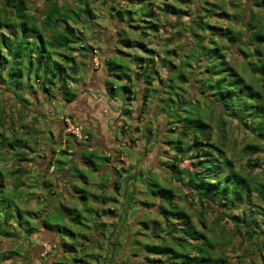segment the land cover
Masks as SVG:
<instances>
[{
    "label": "trees",
    "instance_id": "obj_1",
    "mask_svg": "<svg viewBox=\"0 0 264 264\" xmlns=\"http://www.w3.org/2000/svg\"><path fill=\"white\" fill-rule=\"evenodd\" d=\"M77 1L79 6L65 8V6L59 4L58 0H48L42 16L38 17L29 12L26 0H0V80L6 84L9 91L17 93L20 99L24 98L23 95L26 90L36 89V85H39L38 90L49 97L59 93L60 98L66 102H71L76 98L78 91L73 84L83 80L78 77L80 70L78 55L88 59L89 54H94L96 48L91 45L89 40L83 38L80 28L73 25V22H80V18L84 15L86 17L85 21L92 25V19L97 17L90 0ZM122 1L130 2V8H126L129 12H135L138 9L139 2H148L152 6L154 5L152 0ZM252 1H254L253 3L257 9L254 8L253 10L252 7L249 21L242 19L245 28L243 30H233L229 26L222 30L220 26L204 20L216 14L225 15L228 18L233 17L224 4L219 6L218 3L211 2L210 4L213 7L203 5L201 6L202 9H199L200 4H198L196 9L201 10L203 14L199 15V18L193 21V26H191L192 52L187 54L185 60L180 59L177 64L172 57V60L168 58L173 52L168 49L165 50V55L161 58H154L156 50L146 41L150 40L148 38L151 34L150 31L157 33L162 25L161 22L155 21L160 18H154L155 11L153 8L151 14H149L151 17L144 15V17H139L134 21V24L131 22L127 24L123 19V8L119 7L118 0H108L107 3H111L110 18L117 19L123 24V27L116 31L118 36L121 37L118 40L121 41L124 47H138L146 53L149 52V57L141 51L138 55L123 48H118L119 55L126 56L127 54L130 58L119 57L115 52L105 60V65L111 76L106 84L107 93L110 97L114 99L121 97L127 100V104L132 105L138 99L139 91H141L137 82L142 81L144 83L136 121L137 119L147 121L148 116L143 118V114L148 108L149 115H151L152 110L157 113H159L158 111L167 113L168 120L166 118L165 121L169 125L167 132L171 134V138L166 140L165 143L174 150V157L169 165L174 172L173 174L177 175L176 177L186 179V195L197 200L206 210L211 209L217 212L221 206L223 216L229 215L227 209H240L241 211L235 212L232 216L236 227L235 232L243 238L246 237L249 241L260 239V236L264 235V206L252 202L255 193L264 199V183L258 182L257 177L252 175V168L243 171L241 167H236L234 160L225 150L227 136L224 132L221 133L220 139L211 140L213 135L211 131L212 124L206 120V110L199 108L200 100L195 98L186 99L184 94L179 92L182 87L179 84L176 86L173 84V78L176 77L182 84L188 83L190 77L187 71H190L191 65H193L194 55H197L201 59L200 61H203V65L195 67L196 69L192 67V71H190L192 73L191 79L202 90V98L205 99L207 104L221 114L220 120H215L217 124L225 125L226 122L223 120L222 115L233 116L244 128L260 137L261 142L246 143L242 148L243 152L253 154L264 151L262 146L264 143V0ZM237 5L241 7L239 13L243 12V18L247 7H249L248 2L244 6H242V3ZM72 8L75 9L72 10ZM219 8L223 9L222 12L218 11ZM163 10L176 15L178 18L181 17L182 8L171 3L166 2ZM131 20L133 21V19ZM125 28L130 31L139 30L142 38L139 40L128 38L124 31ZM207 29L212 32L208 37L203 35ZM176 33H179V30ZM222 41L228 43L226 48L222 45ZM184 44L187 45V42H184ZM232 46H237L245 53L246 62L243 65L245 72L235 66L233 62L226 60L224 49H231ZM245 48L250 51L248 52ZM118 58L122 59L121 62L117 61ZM81 61L88 66V62ZM117 67L120 70L116 71ZM166 68H168L167 72L169 73L170 70H175L174 75L169 74L165 78L162 77L159 71ZM157 80L163 85L165 84V90H162L163 86H154V82ZM154 92H159L161 96L159 93L154 95ZM174 92L177 95V100L172 96ZM164 95H166V98L163 97ZM154 99L157 100V107L160 105L158 111L152 109ZM150 101L151 103H149ZM132 110V107H127L122 112L126 118L122 125L124 133L127 131V127L125 128V125L128 124L127 118L136 109ZM60 115H64L62 120L63 130L67 127L66 118H69L71 123L75 125H82L70 113L64 112ZM82 127L83 131L89 136L86 141H78L71 132H67L69 137L73 138L75 143L80 146L87 144L92 139L91 133L84 126ZM143 127L144 131L140 139L145 138L144 147H146L152 141L153 128L146 124ZM162 131V126H160L159 132ZM160 133L157 136L158 139L161 138ZM23 143L26 144L23 145ZM132 144L133 140L131 146ZM25 146H27V142L24 139L16 136L5 137L0 132V234L26 239L27 241H32L31 236L38 231L43 234L45 231L49 234L53 233L52 236L57 235V240L50 241V252H46L49 258H42L43 264H69L68 261L64 260L68 254L72 255L73 264L80 262L82 264L83 262H85L84 264H92L90 260L100 262L102 257L105 259L106 264H115L106 256H100L99 253H93L86 248L97 245L103 251H109L108 249L111 246H108L106 242L104 243L103 238L107 239L108 235L113 233L116 235L117 240L121 230H123L121 224L126 219V215L130 214L128 211L132 209L136 196L133 191L126 188L125 198L126 200L129 198V201L126 202L116 196H111L110 189H113L112 184L116 189L121 188L123 185L121 178H123L125 168L107 165L109 168L103 169V163L108 162L112 158V154L105 153L103 155L100 151L83 148L81 157L86 159L85 163L88 164L90 171L99 173L100 179L98 180L100 182L97 185H101L100 191L102 193L96 195L91 189H80L74 185L75 193H78L80 189L84 193L83 198L88 200L89 197H93L99 202V205L108 204L109 198H112V201L118 199L124 210V213L120 211L117 216L118 221H121V224L119 223L116 226L119 231H116L117 229H114L115 226L113 225V232L110 231L105 234L107 233V222L104 217L115 213L117 206L110 209L98 204H96V207L87 205V209L98 212L99 218L74 219V221L77 224H83V229L91 230L92 235L96 234L95 237H98L99 234L103 236L100 240L90 243L84 233L71 230L66 225L67 219L65 220L63 216L58 215L59 205L66 211L79 212V208L69 207L65 205L67 204L65 202L52 204L51 211L45 209L43 212H38L22 208L18 203L16 192L20 194L19 188L24 185V182L17 181L12 187L11 191L13 193L8 192L7 174L2 165L7 160L5 152H10V157L16 159V162L32 161L34 158L29 157L27 152L21 149ZM134 150L143 154L140 149L134 148ZM61 153H69V151L63 149ZM185 160H188L189 164L181 166L179 163ZM53 163H55L56 169L60 170L69 162L51 158L48 168ZM248 164L253 169L256 167L262 168L264 172V156L260 157L258 155L251 159L249 157ZM70 166L72 169V166H78V164H71ZM77 170L83 181L88 182L89 177L81 174L78 167ZM12 172L16 173V179L23 175L21 167L15 168ZM139 174L141 175V173ZM133 175L135 178L140 177L136 174ZM104 176L107 178L105 182H102ZM129 178L130 176L127 177V179ZM43 180L51 194L58 193L51 180ZM145 183L147 186L146 193L149 196L161 199L160 219L152 220L150 223L146 220L142 221L147 228L144 237H135L132 234L131 245L138 246V249H140L138 255L142 252L145 253L144 259L139 260L138 264H232L223 251L218 248V245L222 244L223 241L230 243V238L226 233L209 234L207 232L209 226L204 220H202L204 229H201L185 207L174 201V198L179 194H176L171 187L155 180L151 171L147 173ZM91 184H94V182ZM73 198L78 197L73 194ZM178 198L184 200L185 197L179 195ZM143 203L148 207L154 205L149 200ZM126 204H128V208ZM223 206L225 208H222ZM260 214L262 218H259ZM90 221H93L94 228L90 226ZM56 229L70 234L72 239L63 238L61 240L58 238L59 235ZM128 231L126 230L125 234ZM82 238L86 242H83ZM116 240L112 241V246L122 245L124 247L125 242L123 243L120 239L116 242ZM81 247L84 248L82 253H79ZM43 249V246L40 245V250ZM60 249H62V253H59ZM13 253L20 255L18 250H13ZM56 253L60 254L58 260L52 257ZM25 256V258H29L27 252H25Z\"/></svg>",
    "mask_w": 264,
    "mask_h": 264
},
{
    "label": "rangeland",
    "instance_id": "obj_2",
    "mask_svg": "<svg viewBox=\"0 0 264 264\" xmlns=\"http://www.w3.org/2000/svg\"><path fill=\"white\" fill-rule=\"evenodd\" d=\"M48 0H26V3L28 5L29 12L34 13L36 16H42L43 10L45 8L46 2ZM60 5L65 6V8H71L79 6L77 0H58ZM92 8L94 9L96 13V18L92 19V25L90 23H87L85 21L86 17L83 15L80 18V22L75 23L73 22V25H75L77 28H80V33L82 34L83 38L85 40H89L91 45L96 48V51L94 50V54L99 52L100 50H108L110 46L112 48L117 49L119 46L123 48L124 50L137 54V51H141L149 55V52H144L138 47H132L127 46L124 47L121 44V41L118 43H111L116 38H121L120 35L116 33L117 29L120 30L121 27H123V24H121L120 21H117L116 19H111L110 15V9H111V3H107L108 0H90ZM170 0H159L157 1L160 6H164L166 2H169ZM119 7L122 9L123 13V19L125 22L134 24V21L139 19V17L150 16L152 11V5L144 2H139L138 9L135 12H129L126 10V8H130L128 1H122L118 0ZM172 2V1H170ZM169 2V3H170ZM174 2V3H173ZM172 2L173 5L182 8L180 18H178L174 14H170L167 12H163L162 16H160L159 22L164 26V29L161 30L160 33H158L157 38H150V40H146L147 43L159 50L160 54L163 56L165 55V50H171L173 51L171 53V56H168L170 60L173 59L175 63H179L180 59H186L185 57L187 54L192 52V36H191V26H193V21H196V19L199 18V15L203 14L201 10L196 9V6L199 5V9H202L201 6L206 5L210 7V3H218L219 6L221 4H224L225 8L229 11V13L233 16L231 18L226 17L225 15L216 14L209 17L208 19L205 18L204 20H208L211 24L220 26L222 30H225L228 26L231 27L233 30H243L245 29L243 27V20L249 21L250 19V11L253 7V10L257 9L256 5H254V1L252 0H174ZM248 6L247 10L245 12V15L242 18V13L240 12V6L237 4L242 3V6L244 4ZM155 3V2H153ZM132 5V4H131ZM75 8H72L74 10ZM243 9V7H242ZM162 10V9H161ZM223 9H218L219 12H222ZM163 11V10H162ZM238 15V16H234ZM225 17V18H224ZM235 17V18H234ZM159 19V17L157 16ZM133 19V21L131 20ZM243 19V20H242ZM181 22V24H180ZM173 24L172 26V36L170 38H165V34L167 32H170V28H168V24ZM62 26V25H61ZM179 30V33H176ZM126 32V36L128 38H134L135 40H139L142 38V34L139 32V30L130 31L129 29H124ZM211 30L207 29L203 35L204 36H210ZM154 35V34H153ZM184 42H187V45L184 44ZM78 45V44H76ZM191 45V46H190ZM222 45L226 48L228 46V43L225 41H222ZM79 46V45H78ZM246 49V48H245ZM98 50V51H97ZM248 52L250 50L246 49ZM224 52L226 54V60H229L235 64L238 68H240L243 72H245V69L243 68V65L246 62L245 59V53L241 51L240 48L237 46H232L231 49H224ZM81 54V53H80ZM79 56V64H80V70L78 73V77L80 79H87L88 73H89V67L83 63L81 60H85V62H88L87 58L85 59L84 56ZM149 57V56H148ZM172 57V59H171ZM81 59V60H80ZM194 61H192L191 65L193 68L197 66H202L203 61H200L197 57V55H194ZM121 58H118L117 61L121 62ZM147 63V60H146ZM191 67V69H192ZM167 69H163V74H161L162 77L165 78V76H168L169 74L174 75V71L172 70L171 73L167 72ZM190 69V71H192ZM196 69V68H195ZM120 70L119 67L116 68V71ZM187 71V74L190 77V80L186 84H182L178 81L176 77L173 78V84L180 85L182 89L179 92H182L186 99L189 98H195L200 100L199 108H204L207 113V122L212 124L211 131L213 133L212 139H220V135L222 132H224L227 136V139L225 141L226 146L225 150L227 154L234 160V163L237 168H242L243 171H248L252 168L253 173L258 182L264 183V172L262 171V168L256 167L253 169L251 165L248 164V159L255 158L256 156L263 157L264 151L259 153H253V154H246L243 152V146L246 143L250 142H259L260 137L255 136L252 132L244 128L240 123H238L237 119H235L233 116L224 114L222 115L223 120L226 122L224 126L218 125L217 120H220L221 114L218 110L213 109L211 106L207 104L204 98H202V90L199 88L197 83L191 79V72ZM158 82V87L163 86L162 90H165V84L163 85L160 81ZM36 89L32 88L30 90H26L23 99H20L17 95V93H12L9 91L6 87V84L0 80V132L4 134L5 137L9 136H16L24 139L27 142V146L21 148L25 150L29 157L34 158L32 161H22V162H16L17 160L10 157V152H5L7 157H5L7 160L4 161L2 164L4 167V170L6 171L7 178H6V184L8 188V192L12 190V187L15 185V183L18 182H24V185L20 186L18 194L16 192V195H18L17 200L19 201V205L22 208H28L30 210L35 211H41L42 208H45L47 203L51 200L52 204L60 202V198L64 200L65 205L72 207V208H79V212L75 211H66L64 208L59 205L60 211L58 212L59 216H63L66 220V225L73 230L74 232L81 231L82 233L87 236V240L90 243H93V241L100 240L103 236L98 235V237H95L96 234L92 235L91 230L89 229H83V224H80L74 221V219H96L99 218V214L97 211H92L87 209V205L89 206H95L96 202L94 201L93 197H89L88 200L83 198L82 195L83 192L80 191V189L87 188L88 190H94L96 195L101 194L102 191H100V184L95 185L97 189L92 188V184L96 179H100L99 173L96 171H90L88 164L83 163L81 164L79 162L78 166H72V171L70 172V186L67 188L65 177L62 178V180L58 177L60 175L59 170L54 173L53 177H50L49 180L52 181L53 185H56L55 187L58 191L57 194L53 195L49 192L48 187L44 186L42 184V179H46L49 172H47V162L40 163V156H45V151L48 149V147L51 146L58 148L59 146V131L62 130L61 134L65 133V136H68V133L66 132V129L63 130L61 127V124L58 122H50L49 120H52L56 118L57 116L60 117L61 120H63L64 115H60L64 112V106L60 99V94L55 93L51 97L44 95V93L41 90H38L39 85H36ZM38 90V91H35ZM159 92H154L155 94H158ZM160 95V93H159ZM161 96V95H160ZM174 98L177 100V95L172 94ZM166 98V95L163 96ZM25 99V100H24ZM160 99V98H159ZM120 100V99H118ZM126 99H122L121 103V111L123 109H126L127 107H131L130 104L126 103ZM134 110V107L132 108ZM132 110V111H133ZM134 112V111H133ZM132 112V114H133ZM159 112V111H158ZM131 114V113H130ZM136 114H134L135 116ZM124 116V115H123ZM149 117V108L146 109V111L143 114V118ZM167 117V113L164 111L162 112V121H159L158 128L153 129V132L151 133V140L149 144H147L146 147H144L143 154L140 152H137L134 150V148L138 149L139 145V139L141 137V132H143V126L142 122L143 120H140L141 125H138V122H135L133 124L132 132L133 137H131V131L129 132L130 137L124 138L122 135L120 137L121 144L118 146L117 151L115 153H112V158L108 160V162H104V165L109 166H117V167H123L124 175L122 179L123 185L120 189H116L114 185L112 184V188L110 189V195L116 196L119 199H123L124 201H129V198L126 200L125 198V189L127 188L129 191H133L134 195L136 196V200L133 202V207L128 211L130 213L129 215H126V219L123 221V224H121V221H118V215L120 211L124 213V210L122 209V206L120 205L118 199L117 201H112V198H109L108 204L105 205H99V206H105V208L113 209V207L117 206L116 212L113 213L114 216L108 215L104 217V220L107 222V233L113 230V225L115 226L114 229H117L116 226L120 223L123 226V230H121V234L119 235V238L116 240V235L111 233L108 235V240L103 238V242L108 243V246H111L108 250L109 251H103L102 248H98V246L94 245L92 247L86 248L87 250H91L93 253H99L100 256H106V258H109L112 263L115 264H138L139 260H143L145 253L142 252L139 254L138 246L131 245V237L132 234L135 237H144L146 235L145 230L147 228L145 227L144 223L142 221L146 220L149 223L152 220H159L160 219V211L159 207L161 204V199L158 197L149 196L147 191V186L145 183V178L147 176V173L151 171V174L153 175V178L162 184H165L168 187H171L176 194L184 196V200H180L178 196L174 198L175 202H178L182 206L185 207V209L192 215L193 219L197 223V225L202 229H204L202 220L206 221L208 224L207 232L209 234H215L216 232H222L226 233L228 238H230V243H227L226 241L222 244L218 245L219 250H222L225 254L226 258L229 260L230 263L234 264H264V235L260 236V239L247 240L246 237L243 238V236L239 235L237 232H235L236 227L234 226V220H232L233 214L235 212L241 211L240 209L236 210H229L227 209V213L229 215L223 216L221 212V206L218 208L217 212L214 210L205 209V207H202L201 203H199L197 200L192 199L190 196L186 195L187 187H186V179H179L176 177L177 175H174L172 168L169 165V162L174 157V150L171 147H168L165 143L166 140H169L171 138V134H168L167 127L169 126L167 121H165ZM127 120H130V117L127 118ZM216 120V121H215ZM162 122V123H161ZM151 119H148V122L146 123L147 126L149 124H152ZM114 124L112 123V126ZM166 125V126H165ZM82 126V125H81ZM162 126L163 131L160 133L159 128ZM126 128V127H125ZM126 130H128L126 128ZM121 131V129H120ZM159 133L161 134V138L158 139ZM122 134V132H120ZM148 134V133H147ZM57 135V136H56ZM163 137V138H162ZM70 138V137H69ZM158 139V141H157ZM133 140L132 147L131 141ZM8 141V140H5ZM86 141V140H85ZM261 142V141H260ZM26 143H23V145ZM157 144V146H156ZM263 149H264V143H263ZM20 150V149H19ZM101 154L105 155V153ZM122 153V154H120ZM125 154V155H123ZM39 156V157H38ZM123 156V157H122ZM77 157V156H76ZM58 160H63L65 162H71L73 160V156L68 153H60L58 154L57 158ZM38 160V161H37ZM45 161V160H44ZM75 163V158L74 161ZM181 166H185L189 164L188 160H185L183 162L179 163ZM21 167L23 171V175L16 179V173H13L12 171L15 168ZM77 167L80 169L81 174L87 175L89 177V181L85 182L83 181L82 177L79 175L80 173L77 170ZM46 168V169H45ZM109 168V167H108ZM45 171V173H44ZM51 172V171H50ZM52 173V172H51ZM141 173V175L139 174ZM133 174H136V176H140L139 178H135ZM68 175V174H67ZM113 173L111 174V176ZM46 176V177H45ZM127 179V177H129ZM75 178V179H74ZM106 176L103 177L102 182L106 181ZM144 178V180H143ZM48 179V177H47ZM58 180V181H57ZM126 180V182H125ZM125 182V183H124ZM262 183V184H263ZM63 184V185H59ZM77 186L79 189L78 193H75L74 187ZM73 193L78 198H70L68 193ZM12 192V191H11ZM13 193V192H12ZM15 193V192H14ZM21 196V199H20ZM149 200L150 202H153L154 205L152 207L146 206L143 202ZM75 201V203H74ZM252 202L257 205H263L264 206V199L261 196H258L256 193L253 195ZM95 203V204H94ZM128 208V204H126ZM222 208H225L223 206ZM259 218H262V215H259ZM70 219V220H69ZM93 222V221H92ZM90 221V226L94 228V225ZM99 223V221H98ZM97 225V224H96ZM126 230L128 231L127 234H125ZM59 235L58 238L61 240L63 238L67 240H71L70 234L66 233L65 231H61L60 229H56ZM116 231H119L117 229ZM113 232V231H112ZM132 232V233H131ZM50 238V239H49ZM30 239H33L32 241H27L26 239L18 238V237H10V236H4L0 234V264H35L36 260L42 258H49L48 253L51 249V243L50 241L57 240V236H52V234L47 233L46 231L44 234L42 232H35ZM116 240V242L119 241V239L124 243V247L122 245H119L118 247H114L111 245L113 240ZM83 242L85 241L84 238L81 239ZM108 241V242H107ZM31 244H29V243ZM86 242V241H85ZM88 242V243H89ZM43 246V250H40V247L37 246ZM75 245V244H74ZM36 246V247H35ZM35 250H34V249ZM84 247H81L80 252L82 253V249ZM13 250H18L20 252V255H17L13 253ZM47 250V251H46ZM46 251L45 253L42 252ZM25 252H27V255H29V260L25 258ZM39 252V253H38ZM59 253H62L60 250ZM13 254L11 257L10 255ZM72 254V253H71ZM75 254V251H74ZM73 254V255H74ZM60 254L53 255V258H56L58 260ZM39 257V258H38ZM67 258H64L65 261H68L69 264H73L71 257L72 255L66 256ZM51 259V258H50ZM28 260V261H27ZM102 261H92V264H106L104 262V258H101ZM37 263V262H36ZM85 262H83L84 264ZM38 264V263H37ZM50 264V263H49ZM58 264V263H57ZM78 264H82L81 262Z\"/></svg>",
    "mask_w": 264,
    "mask_h": 264
},
{
    "label": "crops",
    "instance_id": "obj_3",
    "mask_svg": "<svg viewBox=\"0 0 264 264\" xmlns=\"http://www.w3.org/2000/svg\"><path fill=\"white\" fill-rule=\"evenodd\" d=\"M152 1L155 2L154 5L152 6L153 10L155 11V15H153V16L155 19H157V16L160 18V16H162V13L164 12L163 7L158 4L157 1H159V0H152ZM170 1L173 2L174 0H170ZM172 2H170V3L172 4ZM155 21L158 22V20H155ZM167 24H168V28H170V32H167L165 34V38H167L169 35L172 36V34H173L172 33L173 24H171V23H167ZM163 25H161V29L157 33L150 31L151 34L148 38H157L158 33H160L162 29H164ZM119 41L120 40H118V38H116L111 43H118ZM118 48L121 49L120 46ZM118 48L114 49V48H112V46H110L108 48V50H103V51L100 50L96 54L90 53L88 56V59H87L88 60V67H89L88 78L73 84L74 87L76 88V90L78 91L76 98L71 102H66L61 98L59 99V101H61L63 106H64V112L72 114L73 117L75 118V120L78 123L82 124V126H84V128L91 133L92 139L90 142H87V144L80 146L77 143H75L73 138H69L68 136H65V133L61 134V132H63V131L60 130L59 134H57V135H59L58 144L61 147L55 148V147L51 146V149H50V147H48V149L45 151V153H46L45 156H43V154L40 157L38 156L40 158V160H39L40 163L38 162L37 164L39 165L42 162H47L46 163L47 172H49L48 174H51V176L47 175L48 179L45 176L46 177L45 180H49L50 177L54 176L55 171L56 172L58 171L56 169L55 163L50 165L49 168H48V165H49L48 163H49L51 158L53 160H56L58 154L61 153V150L67 149L69 151L68 154H71L73 156V160L71 161V164L77 163L79 165V162L81 164H83L86 161V159L81 157V154L84 150L83 149L84 147L89 149V150H95V151L97 150V151L104 152L106 154L115 153L117 151L118 146L120 144L122 146V143L120 140L121 135L127 139L130 137L129 132L131 131V134H132L131 137H133L132 128L134 126H132V125L135 124V122H138V125H141V124H139L140 121L138 119L136 121V117L138 114V109L140 107V101L142 99L141 91L144 88V83L142 81L137 82V85L139 86V88H141V91H139L138 99L136 101H134V103L131 105V107L132 108L134 107L136 110H134L133 114H130V116H129L130 120L128 121V124L125 125V127H127V129H128L126 131V133H124L122 131V129H123L122 125L126 119L125 116H123V114H122L124 109L121 111V107H120L121 103H122L121 102L122 98L120 97V98L114 99V98L110 97V95H108V93H107L106 84H107V80L111 76H110V73L107 70V67L105 65L106 58L109 57L110 55H113L115 52H117V55L119 57L121 56L122 58H126V59L130 58V56L127 54H126V56L125 55H119V52L117 51ZM155 50H156V53H155L154 58H161L162 55L160 54L159 50H157V49H155ZM140 53L141 52L137 51L138 55ZM159 72H160V74H163L164 71L160 70ZM171 72H172V70H170V73ZM157 81L154 82V86H156V87H158ZM118 99H120V100H118ZM149 103H151V101ZM159 107H160V105L157 107V100L154 99L152 102V109H155V111H158ZM134 114H136V115L134 116ZM148 119H151V122H153L152 124H149V127L155 129V128H157L159 121H162L161 120L162 119V112L159 111V113H157V112H153V110H152L151 115H149ZM148 119L146 122L143 121L142 125L146 124L148 122ZM49 121L50 122H58L59 124H61V127H62V120L60 119L59 116H57L56 118L49 120ZM112 123L114 124L113 126H112ZM120 129H121V131H120ZM143 131H144V129H143ZM120 132H122V134H120ZM144 146H145V138L142 137V139H140L139 145L137 147H138V149L143 150ZM74 158H75V163L73 162ZM71 164L68 163L65 165V167H63L62 169L59 170V172H60V175L58 176V177H60L59 180L60 179L62 180V178L65 177V179H67L66 180L67 188H69L70 180H72L70 178V175H71L70 172L72 171L71 166H70ZM107 167H109V166L103 165V169H107ZM44 173H45V171H44ZM41 181L43 182L42 184H44V186L47 185L44 183L43 179ZM98 182H100V181L95 178L94 184H92V188L97 189V187H95V185H97ZM59 185H63V184H59ZM57 186L58 185L56 182V185L54 187H57ZM91 191L95 193L94 190H91ZM68 195L72 199L73 194L70 193V191H69ZM60 199H61L60 202H64V200L62 198H60ZM94 201L97 204L99 203L96 199H94ZM45 209H48L50 211L52 210V201L51 200L47 203L45 208L41 209V211L43 212V211H45ZM54 236H57V235H54ZM37 247H40V246H37ZM60 250L62 251V249H60ZM46 251L42 252V255ZM36 262L38 264H43L42 263V257H40V259L36 260ZM36 262H35V264H37Z\"/></svg>",
    "mask_w": 264,
    "mask_h": 264
},
{
    "label": "built area",
    "instance_id": "obj_4",
    "mask_svg": "<svg viewBox=\"0 0 264 264\" xmlns=\"http://www.w3.org/2000/svg\"><path fill=\"white\" fill-rule=\"evenodd\" d=\"M66 122V132H71L77 138L78 141L88 140L89 136L83 131V127L81 125H75L71 123L69 118H66Z\"/></svg>",
    "mask_w": 264,
    "mask_h": 264
}]
</instances>
